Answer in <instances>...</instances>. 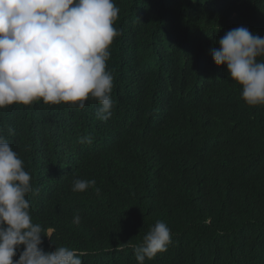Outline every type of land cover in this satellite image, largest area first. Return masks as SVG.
I'll use <instances>...</instances> for the list:
<instances>
[{
  "label": "trees",
  "instance_id": "obj_1",
  "mask_svg": "<svg viewBox=\"0 0 264 264\" xmlns=\"http://www.w3.org/2000/svg\"><path fill=\"white\" fill-rule=\"evenodd\" d=\"M114 4L121 34L106 71L127 120L116 107L98 120L91 96L83 109L0 108V135L31 175L32 222L54 230L41 247L76 249L82 264H137L135 247L162 221L171 242L154 264H264V105H248L211 55L230 29L264 37V0ZM76 179L96 184L73 192Z\"/></svg>",
  "mask_w": 264,
  "mask_h": 264
},
{
  "label": "clouds",
  "instance_id": "obj_2",
  "mask_svg": "<svg viewBox=\"0 0 264 264\" xmlns=\"http://www.w3.org/2000/svg\"><path fill=\"white\" fill-rule=\"evenodd\" d=\"M118 13L114 0H0V108L42 100L54 109L61 103L83 109L91 96L99 104L98 120L110 119L113 107L122 122L127 120L130 105L124 98L126 109L113 102L114 78L106 71L109 46L121 34L113 27ZM218 44L211 51L214 63L226 65L248 105H264V37L240 26L228 30ZM79 142L93 141L86 136ZM95 184L76 179L72 191L84 192ZM29 193L35 194L31 175L0 135V264H82L83 253L76 249L41 247L42 237L51 241L54 230L32 222ZM80 221L75 214L73 222ZM170 242V229L157 221L134 249L137 264L157 262L153 258L167 251Z\"/></svg>",
  "mask_w": 264,
  "mask_h": 264
},
{
  "label": "bare ground",
  "instance_id": "obj_3",
  "mask_svg": "<svg viewBox=\"0 0 264 264\" xmlns=\"http://www.w3.org/2000/svg\"><path fill=\"white\" fill-rule=\"evenodd\" d=\"M215 16V15H214ZM113 64V63H112ZM171 74V73H170ZM170 76V75H169ZM117 100V98H115V99H113V101H116ZM122 102H123V98L122 97H120L119 98V103H121L122 104ZM158 109V108H157ZM156 109V110H157ZM159 111V110H158ZM157 115V114H156ZM146 127V126H145ZM165 132V131H164ZM159 133V132H158ZM170 135V134H169ZM175 148V147H174ZM181 149V148H180ZM181 151V150H180ZM185 151V150H184ZM175 152H176V150H175ZM186 152V151H185ZM184 152V153H185ZM182 154L181 155H183V148H182V152H181ZM177 154H179L178 153V151H177ZM187 154V153H186ZM184 157V156H183ZM184 158H186V157H184ZM38 161V160H37ZM36 163H38V162H36ZM27 164V163H26ZM28 166V165H27ZM30 167V166H29ZM33 167V166H32ZM36 168H37V166H35ZM24 168H25V166H24ZM31 168V167H30ZM29 168V169H30ZM31 170H32V168H31ZM35 170V169H34ZM26 171V170H25ZM33 185V184H32ZM35 186V185H34ZM33 187V186H32ZM35 191V190H34ZM40 195V194H39ZM51 195V194H50ZM30 196V193L27 195V197H29ZM37 196V195H36ZM44 196V195H43ZM47 196H49V195H47ZM38 197V196H37ZM32 198H33V194H32ZM34 202H35V199H34ZM32 206H34V204L32 205ZM31 206V207H32ZM32 210V209H31ZM236 258V257H235ZM235 260H237V259H235ZM154 264V263H153Z\"/></svg>",
  "mask_w": 264,
  "mask_h": 264
}]
</instances>
